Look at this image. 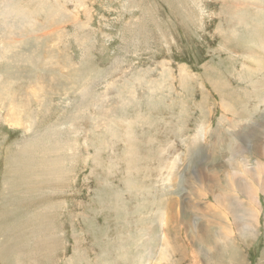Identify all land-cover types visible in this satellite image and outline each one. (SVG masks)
<instances>
[{
  "label": "rangeland",
  "instance_id": "obj_1",
  "mask_svg": "<svg viewBox=\"0 0 264 264\" xmlns=\"http://www.w3.org/2000/svg\"><path fill=\"white\" fill-rule=\"evenodd\" d=\"M263 167L264 0H0V264H264Z\"/></svg>",
  "mask_w": 264,
  "mask_h": 264
},
{
  "label": "bare ground",
  "instance_id": "obj_2",
  "mask_svg": "<svg viewBox=\"0 0 264 264\" xmlns=\"http://www.w3.org/2000/svg\"><path fill=\"white\" fill-rule=\"evenodd\" d=\"M243 102V101H242ZM242 104V103H241ZM245 104V103H244ZM242 108H244V107H242ZM247 112H248V108L245 110L244 109V111H241V113L239 114L240 116H242V117H246L247 118ZM238 114V113H237ZM248 132H250V131H248ZM245 138V140H243L242 139V141H244L245 143L244 144H246L247 143V141H248V138L249 137H244ZM253 142V141H252ZM258 163V162H257ZM262 164V163H261ZM258 166H259V164H258ZM263 169H264V167H263ZM260 171V170H259ZM258 173V172H257ZM253 179L257 182V184H258V187H259V191H261L262 193H264V170H263V172L260 174V175H253ZM242 180V179H241ZM237 182V184H238V186H239V189H240V191L241 192H243L246 196H248L249 198H246L247 200H248V202L249 203H252V201L253 200H256V196H254V194H253V192H252V190H251V188H250V185L248 184V183H243L242 181H236ZM240 182H242V183H240ZM258 195V194H257ZM226 196V195H225ZM218 197H220V196H218ZM233 197V196H232ZM237 200V199H236ZM219 201V200H218ZM257 201V200H256ZM224 203L225 205H227L228 204V207H229V209L232 211V213L233 214H235L236 216H237V214L239 213V207H238V205L239 206H241L242 207V200L241 201H235V200H226V199H224V200H222L221 201V203ZM258 205H259V207H261L260 206V200H259V197H258ZM242 216H243V221L244 222H246V226L248 227V225H250V223H251V217L253 216V209H252V207L251 206H249V207H244L243 209H242ZM211 218V217H210ZM208 219V218H207ZM213 219V218H212ZM209 220V219H208ZM207 223H209V221L207 222ZM206 226V225H205ZM207 229V228H206ZM203 234V233H202ZM176 247V246H175Z\"/></svg>",
  "mask_w": 264,
  "mask_h": 264
}]
</instances>
